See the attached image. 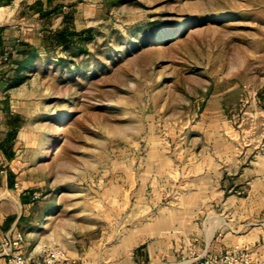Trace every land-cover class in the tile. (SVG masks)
I'll return each instance as SVG.
<instances>
[{"label": "rangeland", "instance_id": "rangeland-1", "mask_svg": "<svg viewBox=\"0 0 264 264\" xmlns=\"http://www.w3.org/2000/svg\"><path fill=\"white\" fill-rule=\"evenodd\" d=\"M63 4L93 28L86 45L44 46L22 81L0 80L25 115L20 153L37 159L39 242L108 251L146 236L153 264H180L264 223V0Z\"/></svg>", "mask_w": 264, "mask_h": 264}, {"label": "crops", "instance_id": "crops-1", "mask_svg": "<svg viewBox=\"0 0 264 264\" xmlns=\"http://www.w3.org/2000/svg\"><path fill=\"white\" fill-rule=\"evenodd\" d=\"M25 6L27 11L32 12L28 15L34 16L33 22L19 25L8 21L11 13ZM65 11L63 0H0V35L8 48H12L13 43L18 44L20 40H27L36 46L39 52L44 46L45 49H53L51 40L56 33L63 31L65 15L77 13V10L66 13ZM43 17L46 20L39 22ZM56 47L63 48V45ZM14 53L16 56L20 55L16 50ZM2 54L0 51V62L3 58ZM8 98L10 104H8ZM4 101H7V104H4ZM21 117L25 118V115L19 108H15L9 91L0 86V264H8L1 245V241L7 236L23 234V249L30 257L32 264L44 257L43 249L46 246L39 242L40 227L32 224L30 218L31 207L34 204L31 191L36 185L30 172L36 171L37 159L36 157L27 159L28 155L20 153V131L23 126V122H20ZM15 127L18 128L16 137L10 143H5L6 133ZM45 223L46 221L43 224ZM251 224L253 226L239 235L244 236V239L238 243L254 248L260 257H264V223L251 222ZM258 237L263 240L262 242L259 240V244L256 243ZM123 241V248L108 251L105 244H101V240L85 250L77 245L68 249L62 243L54 244L66 248L74 260L72 264H145L148 262L153 264L154 250L151 244L146 242V236H124ZM206 250L210 253H218L225 249L216 251L205 248L203 251ZM124 257L125 259L127 257L128 261Z\"/></svg>", "mask_w": 264, "mask_h": 264}, {"label": "built area", "instance_id": "built-area-1", "mask_svg": "<svg viewBox=\"0 0 264 264\" xmlns=\"http://www.w3.org/2000/svg\"><path fill=\"white\" fill-rule=\"evenodd\" d=\"M23 240V234L18 233L1 241L2 252L8 264H32L23 249ZM43 254L44 257L35 264H72L74 261L66 248L59 244L45 247ZM186 264H264V257H260L258 252L248 245L235 243L222 252H199Z\"/></svg>", "mask_w": 264, "mask_h": 264}, {"label": "trees", "instance_id": "trees-1", "mask_svg": "<svg viewBox=\"0 0 264 264\" xmlns=\"http://www.w3.org/2000/svg\"><path fill=\"white\" fill-rule=\"evenodd\" d=\"M72 15H65L63 31L56 33L51 45L53 49L58 45L84 47L88 37L92 35V27L78 29L71 23ZM14 50L20 55L16 56ZM0 51H2V61L0 62V80L5 79L8 87L18 84L26 75V70L39 54L38 48L27 40H20L18 44L13 43L12 48H8L4 39L0 35ZM23 118L21 117L20 122ZM18 128L8 130L5 135V143H10L17 135ZM6 151V146H5Z\"/></svg>", "mask_w": 264, "mask_h": 264}, {"label": "bare ground", "instance_id": "bare-ground-1", "mask_svg": "<svg viewBox=\"0 0 264 264\" xmlns=\"http://www.w3.org/2000/svg\"><path fill=\"white\" fill-rule=\"evenodd\" d=\"M187 261H182L180 264H185Z\"/></svg>", "mask_w": 264, "mask_h": 264}]
</instances>
